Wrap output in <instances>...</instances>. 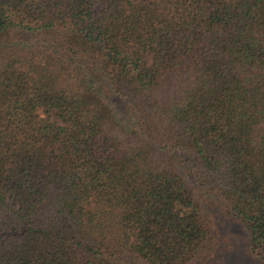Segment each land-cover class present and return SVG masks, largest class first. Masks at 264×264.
Here are the masks:
<instances>
[{
  "label": "trees",
  "instance_id": "16d2710c",
  "mask_svg": "<svg viewBox=\"0 0 264 264\" xmlns=\"http://www.w3.org/2000/svg\"><path fill=\"white\" fill-rule=\"evenodd\" d=\"M205 201L264 263V0H0V264H202Z\"/></svg>",
  "mask_w": 264,
  "mask_h": 264
},
{
  "label": "rangeland",
  "instance_id": "374dc122",
  "mask_svg": "<svg viewBox=\"0 0 264 264\" xmlns=\"http://www.w3.org/2000/svg\"><path fill=\"white\" fill-rule=\"evenodd\" d=\"M216 220L217 245L214 254L202 264H264L250 255L247 248L248 233L236 219L211 202L205 201Z\"/></svg>",
  "mask_w": 264,
  "mask_h": 264
}]
</instances>
